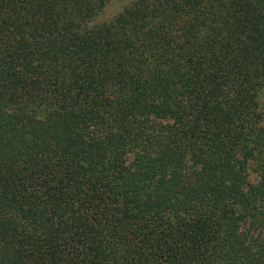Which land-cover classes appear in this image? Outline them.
Instances as JSON below:
<instances>
[{"label": "trees", "instance_id": "16d2710c", "mask_svg": "<svg viewBox=\"0 0 264 264\" xmlns=\"http://www.w3.org/2000/svg\"><path fill=\"white\" fill-rule=\"evenodd\" d=\"M0 0V264H264V0Z\"/></svg>", "mask_w": 264, "mask_h": 264}, {"label": "rangeland", "instance_id": "374dc122", "mask_svg": "<svg viewBox=\"0 0 264 264\" xmlns=\"http://www.w3.org/2000/svg\"><path fill=\"white\" fill-rule=\"evenodd\" d=\"M121 6L120 1L118 0H111L109 1L104 9L102 10V13L99 15L100 19H104L115 13Z\"/></svg>", "mask_w": 264, "mask_h": 264}]
</instances>
